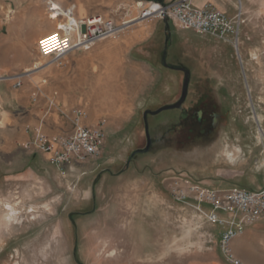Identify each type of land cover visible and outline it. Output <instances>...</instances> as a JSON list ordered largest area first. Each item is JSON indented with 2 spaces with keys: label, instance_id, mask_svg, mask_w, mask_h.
I'll return each instance as SVG.
<instances>
[{
  "label": "rangeland",
  "instance_id": "374dc122",
  "mask_svg": "<svg viewBox=\"0 0 264 264\" xmlns=\"http://www.w3.org/2000/svg\"><path fill=\"white\" fill-rule=\"evenodd\" d=\"M6 1L4 28L26 24L25 35L11 39L23 48L19 57L31 61V77L19 89L57 91L88 112V123L102 118L107 127L101 156L60 170L24 143L8 148L11 134L0 114V264H230L219 244L229 224L209 221L166 187L178 175L211 187L264 183V0H215L229 16L242 12L239 49L169 22L168 61L187 65L225 116L217 137L199 149L189 143L193 118L179 123L176 108L149 114L150 125L162 122L155 134L169 131L167 146L138 152L131 163L128 156L145 146L143 111L174 102L182 85L162 63L165 21L134 23L98 48L49 59L38 52L39 37L29 36L42 25L36 14L47 3ZM86 1L84 15L101 13L116 23L138 12L134 0ZM217 212L225 220L243 215Z\"/></svg>",
  "mask_w": 264,
  "mask_h": 264
},
{
  "label": "built area",
  "instance_id": "2783aa9c",
  "mask_svg": "<svg viewBox=\"0 0 264 264\" xmlns=\"http://www.w3.org/2000/svg\"><path fill=\"white\" fill-rule=\"evenodd\" d=\"M47 1L52 6L51 17L69 18L59 11L61 7L53 0ZM134 1L138 9L137 14L123 19L120 23H116L113 17L101 13L77 18L74 12L76 5L72 4L63 10L74 19L63 27H57L56 31L54 30L55 33L41 36L37 41L38 52L49 59L61 58L76 49H89L98 41L109 38L134 23L153 19L159 21L168 19L186 29H193L231 42L239 49L240 33L244 23L241 11L234 16H229L225 10L211 3L199 5L194 0ZM150 2H154L158 8L151 9ZM7 79H13L16 88L24 84L20 74L0 75V81ZM42 82L47 83V78H44ZM57 94L58 92L55 91L53 95H48L41 86H37L32 92L31 100L37 102L41 95H44L47 98V107L38 123L31 128L32 136L24 143V146L48 154L49 161L60 170H64L67 167L73 168L86 164L102 155L106 145L107 121L101 118L96 123H88V112L82 107L74 106L63 111L72 127L59 133H48L45 129L46 120L52 109L57 106ZM166 188L177 201L192 206L209 221L229 224L220 238V248L227 262L253 264L239 256L232 243L235 238L243 234L247 224L264 217V186L256 189L238 186L211 187L178 175ZM202 203L210 204L212 206L210 211H207ZM218 210H238L242 211L243 215L239 221L225 220L218 215Z\"/></svg>",
  "mask_w": 264,
  "mask_h": 264
},
{
  "label": "crops",
  "instance_id": "0c3cea01",
  "mask_svg": "<svg viewBox=\"0 0 264 264\" xmlns=\"http://www.w3.org/2000/svg\"><path fill=\"white\" fill-rule=\"evenodd\" d=\"M40 1L47 3V7H45L42 2L43 5H41L42 8L39 16L36 14L43 22L42 25L36 28L34 33L29 34L30 37L40 38L54 30L56 31L59 22L64 19V17L53 18L50 14L48 15L52 6L47 0ZM53 1L62 9L75 4L76 7L74 12L77 18L88 16L84 15L86 8H84L83 5L88 2L86 0H79L80 4L77 2H68L67 0ZM22 2L23 1H20L19 5H22ZM194 2L199 5L211 3L214 6H218L219 4L215 2V0H194ZM29 4L31 3H25L27 6H29ZM10 7L11 5L9 2L6 0H0V75L11 76L20 74L25 82L32 74H27V71L25 70L26 68H29L28 65L31 64V61L29 62L25 57H19V54L23 52V48L20 44L12 42L11 39L25 35L24 31L26 24L25 21L20 19L16 23V27L14 22L13 24L11 23V25L9 24L6 29L4 28V18L9 14V11L11 10ZM24 9H29V7L27 8L25 6ZM33 19L34 18H32V20ZM93 47L98 48L97 46ZM35 84H38V82H35ZM33 91L34 89L30 90V88L19 89L14 87L13 79L0 81V114L7 118L6 125L11 134V138L9 137L10 139H8L6 146L10 149L17 148L31 138V128L38 123L39 118L47 107V101L44 98H40L37 102L31 100V94ZM56 102L57 106H55L47 116L45 129L48 133H59L72 127L70 120L65 116L63 111L74 107V102L63 96L57 97ZM28 128H30V130H28ZM39 155L41 158L49 160L48 154L39 152ZM263 186L264 183L256 188ZM232 245L236 253L246 261L253 264H264V217L247 224L243 234L235 238Z\"/></svg>",
  "mask_w": 264,
  "mask_h": 264
},
{
  "label": "flooded vegetation",
  "instance_id": "af4514ba",
  "mask_svg": "<svg viewBox=\"0 0 264 264\" xmlns=\"http://www.w3.org/2000/svg\"><path fill=\"white\" fill-rule=\"evenodd\" d=\"M168 34L170 35L171 38V32L170 33L168 32L165 38L167 37ZM168 54H167L168 64H164V66L169 69L176 70L180 74V76H182L181 89L180 92L177 94V98L175 99L174 102H177L182 95L183 84L186 79L187 71L190 77L186 100L182 104L181 108H176L180 112L179 123L183 124L190 118H193L195 124L189 127V131L193 133V136L189 135V139H190L189 143L194 144V146H197V148L199 149L205 148L208 142L213 141L217 137L220 124L223 121L225 114L219 111L218 106L214 102L212 103L213 101L212 91L209 92L205 89L198 88L199 86L198 84H196L197 82H195L192 76V72L188 68V66L185 65L184 63L169 62L168 57L170 56H168ZM162 63L164 62L162 61ZM171 65H175V67H171ZM167 104H171V103H167ZM167 104H164L162 106H165ZM147 110H149L147 118L149 114H155L154 112H151L155 110H151V109H147ZM145 111L146 110L143 111V115H142V118H144L143 125L145 132V146L136 149H142L148 146V149L145 152H152L157 148V146H161V147L165 145L167 146L168 140H166V137L169 131L165 130L166 133L162 135L155 134V129H159L162 126L161 124L162 122L160 121V119H157L153 121L152 125H150L147 119L146 121L148 122V126H149V130L147 133L145 131V123H146L145 115H144ZM130 155L128 156V163H131L134 157L136 156L135 154L130 159Z\"/></svg>",
  "mask_w": 264,
  "mask_h": 264
},
{
  "label": "water",
  "instance_id": "95a60500",
  "mask_svg": "<svg viewBox=\"0 0 264 264\" xmlns=\"http://www.w3.org/2000/svg\"><path fill=\"white\" fill-rule=\"evenodd\" d=\"M165 26H166V32L170 33L171 30H170V21L168 19H165ZM169 40H170V35L168 34L167 37H166V41H165V48H164V52H163V56H162V61L164 62V64H168L167 63V54H168V48H169ZM171 67H175V65H171ZM189 81H190V77H189V74H188V71L186 72V79L184 81V84H183V91H182V95L181 97L179 98V100L177 102H174V103H171V104H167L165 106H162L158 109H156L155 111H151V112H154V113H158L164 109H174V108H181L182 107V104L184 103V101L186 100V97H187V93H188V85H189ZM148 112L149 110H146L144 115H145V131L148 133V130H149V126H148V122L146 121L147 120V115H148ZM148 149V146L145 147V148H142V149H136L134 150L131 155H130V159L132 158V156H134L136 153L138 152H145L146 150Z\"/></svg>",
  "mask_w": 264,
  "mask_h": 264
},
{
  "label": "bare ground",
  "instance_id": "6f19581e",
  "mask_svg": "<svg viewBox=\"0 0 264 264\" xmlns=\"http://www.w3.org/2000/svg\"><path fill=\"white\" fill-rule=\"evenodd\" d=\"M150 7H151V9H153V10H156L157 8H158V6L154 3V2H150ZM65 13V15L66 16H69V18H64V20H66L65 21V23L63 22V23H60L59 24V26L58 27H63L64 25H66V23H68L71 19L73 20L74 18L68 13V12H64ZM54 15V14H53ZM53 33H55V31H53V32H50L49 34H53ZM39 66V63H36V65H35V67H38Z\"/></svg>",
  "mask_w": 264,
  "mask_h": 264
}]
</instances>
